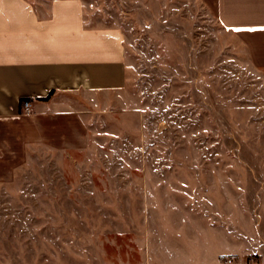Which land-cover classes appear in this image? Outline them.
Here are the masks:
<instances>
[{
    "label": "rangeland",
    "instance_id": "obj_1",
    "mask_svg": "<svg viewBox=\"0 0 264 264\" xmlns=\"http://www.w3.org/2000/svg\"><path fill=\"white\" fill-rule=\"evenodd\" d=\"M84 2L122 28L126 82L9 153L0 264H182L211 223L241 221L222 183L264 177V66L194 0Z\"/></svg>",
    "mask_w": 264,
    "mask_h": 264
},
{
    "label": "crops",
    "instance_id": "obj_2",
    "mask_svg": "<svg viewBox=\"0 0 264 264\" xmlns=\"http://www.w3.org/2000/svg\"><path fill=\"white\" fill-rule=\"evenodd\" d=\"M194 1L264 66V0ZM124 37L120 26L94 24L84 0H0V178L22 143L51 141L78 123L82 100L91 105L124 86ZM23 99L31 111L23 112ZM229 177L222 186L242 190L241 221L211 223L202 242L178 249V263L219 264L228 253L239 263L252 256L264 264V177L248 169L239 181ZM225 200L231 205V196Z\"/></svg>",
    "mask_w": 264,
    "mask_h": 264
},
{
    "label": "built area",
    "instance_id": "obj_3",
    "mask_svg": "<svg viewBox=\"0 0 264 264\" xmlns=\"http://www.w3.org/2000/svg\"><path fill=\"white\" fill-rule=\"evenodd\" d=\"M30 107H31V102L28 99H23L21 101V109L23 111H30ZM248 262L250 264H257L258 262L255 261L254 257H249ZM218 263L219 264H238L239 262H235L234 257L229 256V255H220L219 259H218ZM242 264V263H239ZM247 264V263H246Z\"/></svg>",
    "mask_w": 264,
    "mask_h": 264
},
{
    "label": "trees",
    "instance_id": "obj_4",
    "mask_svg": "<svg viewBox=\"0 0 264 264\" xmlns=\"http://www.w3.org/2000/svg\"><path fill=\"white\" fill-rule=\"evenodd\" d=\"M51 93V92H50ZM49 93V94H50ZM48 94V96L46 97V98H41V99H43V100H47L49 97H50V95Z\"/></svg>",
    "mask_w": 264,
    "mask_h": 264
}]
</instances>
